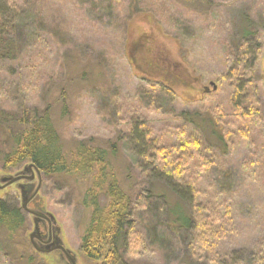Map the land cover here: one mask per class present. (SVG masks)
I'll use <instances>...</instances> for the list:
<instances>
[{
    "label": "rangeland",
    "instance_id": "obj_1",
    "mask_svg": "<svg viewBox=\"0 0 264 264\" xmlns=\"http://www.w3.org/2000/svg\"><path fill=\"white\" fill-rule=\"evenodd\" d=\"M1 25L15 46L0 47V107L50 106L66 149L115 144V167L137 190L152 187L169 201L173 181L143 171L132 125L146 122L176 155L183 145L202 156L189 157L186 179L195 200L228 209V231L213 247L193 246L192 232L173 231L155 209L136 221L151 229L132 261L264 264V0H0ZM23 168L6 170L0 155V178ZM17 185L0 198L22 207ZM80 185L42 174L37 200L77 263L99 264L81 250ZM23 212L27 222L13 236L0 228V264H64L34 248V216Z\"/></svg>",
    "mask_w": 264,
    "mask_h": 264
},
{
    "label": "trees",
    "instance_id": "obj_2",
    "mask_svg": "<svg viewBox=\"0 0 264 264\" xmlns=\"http://www.w3.org/2000/svg\"><path fill=\"white\" fill-rule=\"evenodd\" d=\"M11 6L16 12L20 11L17 4ZM9 34L5 25H1L0 47L7 46L13 50L15 44H8L7 41ZM49 108L25 105L19 111H14L1 106L0 155L6 170H16L32 162L44 176L59 175L81 184L79 202L86 216L81 250L90 260L99 264H139L132 261L131 257L139 256L151 228H138V223L155 209L163 217L166 215V219L163 218L165 223L171 221L170 228L173 231L192 232L193 246L200 247L199 243H204L213 247L228 231L227 225L223 224L229 215L228 209L222 211L218 204L211 208L205 202L195 200L192 185L186 179L188 162L195 156L202 159L198 151L192 154L180 145L183 151L181 155H176L170 147L158 145L151 138L146 122L132 125L143 171L147 176L157 175L173 181L171 192L176 199L169 201L168 194L154 192L152 187L137 190L130 181V175L115 167L111 159L116 154L115 144L105 147L90 140L66 149ZM242 112L243 117L253 114ZM195 116L200 115L196 113ZM189 119L194 120L192 117ZM194 141L192 139L189 142L193 144ZM185 195H189L188 199ZM187 205L189 213L185 210ZM26 222V215L19 204H10L0 198V228H5L13 236ZM194 252L197 253L198 249ZM124 254H128L129 258ZM214 261L220 264L218 260Z\"/></svg>",
    "mask_w": 264,
    "mask_h": 264
},
{
    "label": "water",
    "instance_id": "obj_3",
    "mask_svg": "<svg viewBox=\"0 0 264 264\" xmlns=\"http://www.w3.org/2000/svg\"><path fill=\"white\" fill-rule=\"evenodd\" d=\"M211 85H213L214 90L217 89V84L215 82H211ZM36 175L38 177L37 184L29 183L35 179ZM21 181H26V182H21ZM16 183H18L17 186L20 189L21 195H22V207L21 208L27 213L34 215L35 229L29 235L31 243L33 244L34 248L40 253H45V252L52 251L55 249H61L67 255H71L72 251L65 247L64 242L60 236L55 237L54 242H53V247H49L45 249L41 245L40 232L37 227V217L46 218L48 220H50L51 218L54 220V223L56 222L54 215L52 213L47 212V211L38 212L28 207V204L32 199L36 200L39 197L38 194H39V190L42 184V171L34 163L32 162L28 163L24 166L23 169L19 170L15 174L3 175L0 178V189L6 188ZM58 230L60 231L59 228ZM70 259L72 260V264H77L74 256H72Z\"/></svg>",
    "mask_w": 264,
    "mask_h": 264
},
{
    "label": "flooded vegetation",
    "instance_id": "obj_4",
    "mask_svg": "<svg viewBox=\"0 0 264 264\" xmlns=\"http://www.w3.org/2000/svg\"><path fill=\"white\" fill-rule=\"evenodd\" d=\"M149 66H151V65H149ZM155 67H157V66L156 65L152 66V69L155 70ZM205 90L208 91V87H206ZM16 184H18V183H16ZM31 203H33L34 207L29 206ZM40 204H41V202L39 203L37 199L36 200L32 199L29 202L28 207L30 209L35 210V211L41 212L43 210L41 208L42 205H40ZM34 226H35V223H34ZM37 227H38L39 232H40V237H41L40 242H41L42 247L45 249H47L49 247H53V242H54L55 237L60 236V233H59L60 231L58 230L56 224L54 223V220L51 218H50V220H48L46 218L37 217ZM38 253H40V252H38ZM52 253H54V254L59 253L62 257L64 264H72V260L70 259L72 256H74V258L76 259V262H77V258L72 252H71V255H67L61 249H55V250L48 251L45 253H40V254L46 255V254H52ZM69 256H71V257H69Z\"/></svg>",
    "mask_w": 264,
    "mask_h": 264
}]
</instances>
